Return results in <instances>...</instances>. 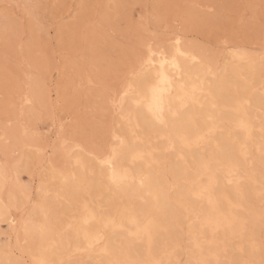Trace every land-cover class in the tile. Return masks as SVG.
I'll return each instance as SVG.
<instances>
[{"label": "bare ground", "instance_id": "bare-ground-1", "mask_svg": "<svg viewBox=\"0 0 264 264\" xmlns=\"http://www.w3.org/2000/svg\"><path fill=\"white\" fill-rule=\"evenodd\" d=\"M168 41L166 48L153 46V64L140 71V56H147L149 42L145 43L133 65L137 75L128 96L124 93L133 67L120 87L108 94L106 103L117 114L121 128L109 135L106 149L95 154L74 142L66 152L67 166L50 171L55 186L39 185L41 209L60 199L73 206L62 235L45 240L46 227L41 223L26 227L23 219L10 213L21 187L0 159V223L8 230L6 237L18 241L20 232L24 238L32 233L41 237L28 247L30 264L41 260L59 264L72 258L77 262L86 258L91 264L113 260L175 264L176 235L187 244L184 264H217L227 251V241L234 237L241 239L238 248H245L250 258L259 250L253 231L264 219V211H257L252 200L264 193V80L260 73L264 52L253 55L234 49L227 63L214 67L204 51L186 44L180 35ZM26 85L18 96L19 112L38 104L37 84L29 79ZM20 128L24 136L26 129ZM65 143L59 140L60 145ZM88 174L94 178L88 179ZM101 186L109 196L107 211L84 198L98 196ZM29 196L25 195L26 200ZM85 234L89 240L97 235L103 239L89 248ZM8 260L9 252L0 249V261L7 264Z\"/></svg>", "mask_w": 264, "mask_h": 264}, {"label": "rangeland", "instance_id": "rangeland-1", "mask_svg": "<svg viewBox=\"0 0 264 264\" xmlns=\"http://www.w3.org/2000/svg\"><path fill=\"white\" fill-rule=\"evenodd\" d=\"M7 2L20 7L15 10L19 19L7 25L10 35L7 45L5 24L0 19V159L11 168L12 178L21 187L16 191L18 202L13 208L16 210L10 209V213L17 220L23 219L26 227H39L41 223V227H46L42 238L48 241L64 233L62 225L69 220L68 209L73 206L63 199L49 200L50 204L41 209L38 187L43 183L50 188L55 186L50 171L67 166L66 152L74 142L99 154L110 143L109 135L119 132L117 114L111 113L106 99L128 77L145 43L156 41L153 46L166 48L168 40L178 34L186 44L204 51L214 67L227 63V55L234 49L253 55L264 52V0ZM260 73L264 80V71ZM29 79L37 84L38 104L19 112L18 96L27 88ZM21 126L26 129L24 136ZM61 138L66 140L63 146L59 144ZM87 178L94 176L88 174ZM85 187L86 184L81 185L80 191L84 192ZM104 188L101 186L99 195L92 200L87 195L84 198L92 206L99 205L102 211H107L109 196ZM26 194L30 195L27 200ZM262 194L252 200L257 211H264ZM7 232L0 223V249L9 252L13 262L30 264L28 247L41 237L32 233L24 238L20 232L16 241L15 237L8 239ZM176 238L179 247L174 261L184 264L187 244L181 235ZM253 240L259 247L253 258L245 248L239 250L241 239L234 237L227 241V251L221 253L217 264H260L264 260V219L257 223ZM84 259L71 260L74 264H91Z\"/></svg>", "mask_w": 264, "mask_h": 264}, {"label": "snow or ice", "instance_id": "snow-or-ice-1", "mask_svg": "<svg viewBox=\"0 0 264 264\" xmlns=\"http://www.w3.org/2000/svg\"><path fill=\"white\" fill-rule=\"evenodd\" d=\"M20 5L17 4H13L10 2H7V0H4V2L0 3V19H2L4 21L5 24V28H4V39H5V43L7 45V43L10 40V35H9V31H8V23L9 21L13 20V19H19L17 13H16V9L19 8ZM153 36H156L155 33L152 34ZM156 41H153L152 43H149L147 46V56L146 58L144 57L143 54H141L140 56V66H139V70L143 71L145 70L148 65L153 64L152 61V56L155 55V52L153 51V45ZM176 43L179 44L180 40L177 37L176 38ZM137 75V69L135 67H133L132 69V73H131V78L129 79V82L127 84V90L125 91L124 95L128 96L129 93L133 90V80L135 79ZM110 103L112 104L113 109H115L117 107L116 105V101L113 99L110 101ZM121 110L123 108V103L121 102ZM159 119V117H157ZM113 178H115V174H113ZM85 239L88 240V247L92 248L94 246V244H98L102 239V235H97L94 240H89L87 234H85ZM0 264H5L4 261H0ZM7 264H13L12 260H8ZM36 264H57L56 261H37ZM59 264H74V262L69 259V260H61L59 261ZM109 264H138V262H127V261H120V260H113L110 261ZM155 264H163L162 261H157L155 262ZM193 264H206V262L204 261H194ZM260 264H264V260H262L260 262Z\"/></svg>", "mask_w": 264, "mask_h": 264}]
</instances>
